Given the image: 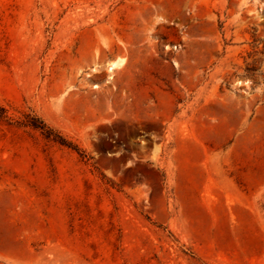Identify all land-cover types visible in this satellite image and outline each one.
Listing matches in <instances>:
<instances>
[{"label":"rangeland","instance_id":"obj_1","mask_svg":"<svg viewBox=\"0 0 264 264\" xmlns=\"http://www.w3.org/2000/svg\"><path fill=\"white\" fill-rule=\"evenodd\" d=\"M0 264H264V0H0Z\"/></svg>","mask_w":264,"mask_h":264},{"label":"bare ground","instance_id":"obj_2","mask_svg":"<svg viewBox=\"0 0 264 264\" xmlns=\"http://www.w3.org/2000/svg\"><path fill=\"white\" fill-rule=\"evenodd\" d=\"M116 65H117L116 62H112L111 63V68H114Z\"/></svg>","mask_w":264,"mask_h":264},{"label":"trees","instance_id":"obj_3","mask_svg":"<svg viewBox=\"0 0 264 264\" xmlns=\"http://www.w3.org/2000/svg\"><path fill=\"white\" fill-rule=\"evenodd\" d=\"M45 126V125H44Z\"/></svg>","mask_w":264,"mask_h":264}]
</instances>
